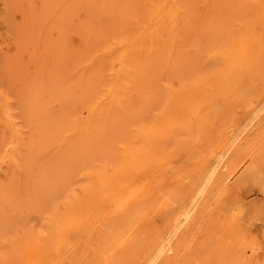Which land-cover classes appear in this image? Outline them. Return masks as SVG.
Masks as SVG:
<instances>
[{"label":"rangeland","instance_id":"374dc122","mask_svg":"<svg viewBox=\"0 0 264 264\" xmlns=\"http://www.w3.org/2000/svg\"><path fill=\"white\" fill-rule=\"evenodd\" d=\"M0 264H264V0H0Z\"/></svg>","mask_w":264,"mask_h":264},{"label":"bare ground","instance_id":"6f19581e","mask_svg":"<svg viewBox=\"0 0 264 264\" xmlns=\"http://www.w3.org/2000/svg\"><path fill=\"white\" fill-rule=\"evenodd\" d=\"M196 1H197V0H196ZM255 3H256V2H255ZM123 33H124V32H123ZM134 46H135V45H134ZM137 47H138V46H137ZM140 50H141V49H140ZM140 52H141V51H140ZM122 54H123V53H122ZM142 54H143V53H142ZM125 55H126V54H125ZM129 55H130V54H129ZM139 55H140V54H139ZM120 57H121V56H120ZM87 58H88V57H87ZM93 65H94V64H93ZM122 66H123V65H122ZM126 67H127V66H126ZM126 67H125V68H126ZM127 68H128V67H127ZM126 70H127V69H126ZM162 70H163V69H162ZM126 72L128 73V71H126ZM241 72H242V71H241ZM241 72H239V73H241ZM72 73H73V72H72ZM242 73H243V72H242ZM116 75H117V74H116ZM127 75H128V74H127ZM127 75H126V76H127ZM111 76H112V75H111ZM65 79H66V78H65ZM118 79H119V78H118ZM110 80H111V79H110ZM119 81H120V80H119ZM115 90H116V89H115ZM223 91H224V90H223ZM225 92H226V91H225ZM112 93H113V92H112ZM219 93H220V92H219ZM95 108H96V107H95ZM89 128H90V127H89ZM215 168H216V167H215ZM215 168H213V169H215ZM213 169H212V170H213ZM213 171H214V170H213ZM94 183H95V182H94ZM118 196H119V195H118ZM181 205H182V204H181ZM119 213H120V212H119ZM190 214H191V213H190ZM187 216H188V215H187ZM189 216H190V215H189ZM99 220H100V219H99ZM181 221H182V220H181ZM170 249H171V248H170Z\"/></svg>","mask_w":264,"mask_h":264}]
</instances>
